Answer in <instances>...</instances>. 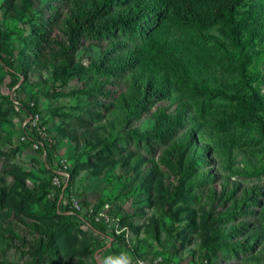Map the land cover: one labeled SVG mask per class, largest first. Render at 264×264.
<instances>
[{
	"label": "trees",
	"instance_id": "obj_1",
	"mask_svg": "<svg viewBox=\"0 0 264 264\" xmlns=\"http://www.w3.org/2000/svg\"><path fill=\"white\" fill-rule=\"evenodd\" d=\"M1 10L0 82L13 92L0 94V264H100L104 238L108 255L124 246L144 258L156 245L154 264H182L194 244L199 264H264V0H0ZM73 81L76 104L42 121L40 96H66ZM11 113L19 145L4 137ZM53 118L73 153L56 166ZM23 148L28 169L15 162ZM84 172L119 180L153 213L141 225L136 212L115 214L108 236L95 220L105 200L85 213L71 203Z\"/></svg>",
	"mask_w": 264,
	"mask_h": 264
},
{
	"label": "rangeland",
	"instance_id": "obj_2",
	"mask_svg": "<svg viewBox=\"0 0 264 264\" xmlns=\"http://www.w3.org/2000/svg\"><path fill=\"white\" fill-rule=\"evenodd\" d=\"M6 11L1 10L0 11V18H2L5 15ZM20 25H17V28L20 29ZM10 78L6 77L3 79V82H0V94L1 95H10L13 91L9 87ZM50 82H48L46 85H42L43 90H47L50 87ZM81 85L77 82H71L67 87L62 89V93H66V96H61L59 98L55 99H48L44 95L40 96V107L43 111L42 115V121H45L49 119L50 117V109L58 108L64 111H70V108L74 106L77 102V97L72 96L69 94L70 91H73L75 89L80 88ZM25 101L32 102V96L28 95L26 97H23ZM23 116V115H22ZM10 119L11 124L7 126L8 132L10 134H5L4 137L11 136L12 141L19 145V139L21 137V130L19 129L20 124V118L14 117L13 113H11L8 117ZM59 118H53L49 121L48 126H46L47 129H51L53 135L58 140V151L59 155L56 156V158L53 161V164L56 166L58 163L63 160L62 156H69L71 157L73 153H67V148L71 147V144L67 140V136L64 133H58L54 132L53 129L56 127V125L60 124ZM22 138V137H21ZM5 140L3 139V142H0V146H4ZM21 145V144H20ZM71 149V148H70ZM67 153V154H66ZM33 156V151L29 150L28 148H23V153L21 156H18L15 159V162L19 165H24L26 169L29 167L27 166V161L30 160V158ZM108 177L106 176H100V177H88L86 176L85 172L81 173L80 176L77 178L76 182V191H74L75 194V201H77L78 206L81 209V212L85 213L88 211H91L93 208L96 207L97 200L102 198L107 203L104 205H108V213L113 214L112 216L114 218H111V227L108 228L107 234L108 236H112L114 228L117 227V219L115 218V214L121 213H130L136 212V215L133 219L135 225H141L144 223L147 216L151 215L153 211L151 209L145 210L147 215H143L140 211L143 208V204H139L135 202L132 195L128 194L127 190H123L121 187V184L119 180H116L114 182L109 183ZM79 195V196H78ZM84 201H88L89 204H84ZM64 203H66V200H64ZM105 207V206H104ZM82 228H86L85 225L81 224ZM96 237V236H95ZM127 240H130L132 242L131 245L137 244V239L134 237V235L131 232H128L126 236ZM103 248L98 250L95 253V258L97 261L99 260L102 264H154V263H161V258H154L155 251H160V248L155 245V249L148 250L145 248V251L148 250L149 254L144 258H138L136 253L130 249L126 250L124 246L119 247L120 255L113 254L108 255L110 249L113 248L111 246L109 239L104 238L102 241ZM138 246V245H137ZM139 249V248H138ZM193 249H196V244H194L191 247L185 248L182 250V252L178 255V258L182 261V264H199V258L197 255H192L191 251Z\"/></svg>",
	"mask_w": 264,
	"mask_h": 264
},
{
	"label": "built area",
	"instance_id": "obj_3",
	"mask_svg": "<svg viewBox=\"0 0 264 264\" xmlns=\"http://www.w3.org/2000/svg\"><path fill=\"white\" fill-rule=\"evenodd\" d=\"M38 121H39V117L36 116L34 119L30 118V119H28L27 121H25V122L23 123V126H24V127L27 126L28 123H31L33 126H38ZM39 131H40V129H39ZM41 133H42V132H41ZM42 134H43V133H42ZM36 147H37V146H35V148H36ZM45 160L47 161V157H46V156H45ZM62 165H63L64 167H66L65 161H63ZM55 184H58V185H59V181H58L57 179L55 180ZM65 190H66V185H65L64 188H63V194H62V197H63V195H64ZM62 201H63V199H62ZM66 203H67V202H66ZM71 203H72V205H73L75 208H77L78 210H80V207L78 206L77 201H75V199H72ZM107 209H108V205H105L104 210L96 216L95 220H96L97 222H101V223H105V224H110V225H111V218L109 217V214L106 212ZM69 215H73V214H72V213H69Z\"/></svg>",
	"mask_w": 264,
	"mask_h": 264
},
{
	"label": "water",
	"instance_id": "obj_4",
	"mask_svg": "<svg viewBox=\"0 0 264 264\" xmlns=\"http://www.w3.org/2000/svg\"><path fill=\"white\" fill-rule=\"evenodd\" d=\"M98 262H99L100 264H102L99 260H98Z\"/></svg>",
	"mask_w": 264,
	"mask_h": 264
}]
</instances>
